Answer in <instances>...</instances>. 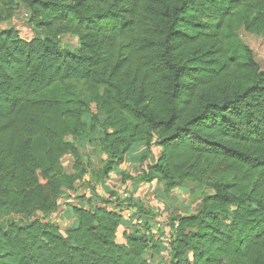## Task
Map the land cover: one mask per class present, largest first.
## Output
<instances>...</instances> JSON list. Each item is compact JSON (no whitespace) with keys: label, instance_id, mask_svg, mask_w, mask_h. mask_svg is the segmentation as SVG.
I'll return each mask as SVG.
<instances>
[{"label":"trees","instance_id":"trees-1","mask_svg":"<svg viewBox=\"0 0 264 264\" xmlns=\"http://www.w3.org/2000/svg\"><path fill=\"white\" fill-rule=\"evenodd\" d=\"M20 3L40 35L0 28V264H264V69L221 31L235 16L264 33V0H0V23ZM86 141L104 176L143 144L159 155L123 180L211 192L169 218L168 239L143 199L116 192L78 196L104 204L72 205L63 228L53 216L88 173Z\"/></svg>","mask_w":264,"mask_h":264},{"label":"rangeland","instance_id":"rangeland-1","mask_svg":"<svg viewBox=\"0 0 264 264\" xmlns=\"http://www.w3.org/2000/svg\"><path fill=\"white\" fill-rule=\"evenodd\" d=\"M31 11L25 5L20 3L18 8L16 9L14 15L3 22L0 23V28L5 29L9 27L16 28L20 35L23 38L28 40L37 37L40 35V32L35 29V27L30 23ZM222 32L228 34L231 38L238 37L243 42L248 44L250 48L253 50L256 60L259 62L262 69H264V33L263 32H250L246 30L245 25L243 24V20L240 17H232L226 20L222 27ZM60 44L62 47L77 50L79 48L78 38L72 34H66L60 38ZM77 88L80 90L82 88V84H78ZM94 137H92L93 139ZM80 145V149L84 155V161H89V166L91 171L96 174L98 177L97 180L95 178H91L93 181H99V178L104 174L103 167L105 166V157L103 160L101 159V154L95 153V147L91 145L88 141L86 142H78ZM135 151H131L128 153L127 159L129 162H132L135 165V169L133 171V175L139 178V174H141V170L146 168L149 160H154L155 157L159 155L160 148L155 147L152 149L151 153H148L145 146L140 144L138 147H135ZM154 158V159H153ZM63 165L67 171H72L74 167V158L71 155L65 156L63 158ZM103 164L100 170L95 173L98 169L99 164ZM140 169V170H139ZM125 170V169H124ZM123 170V171H124ZM138 170V171H137ZM138 172V173H137ZM125 174V173H124ZM119 175L118 179H112L111 183L114 187H121V183H135L134 179L127 178V181L123 180L126 174ZM92 176V175H91ZM101 177V179L103 178ZM121 176V177H120ZM107 177V176H104ZM123 178V179H122ZM136 178V179H137ZM111 180V179H110ZM89 182H92L91 180ZM87 182V183H89ZM144 183V182H143ZM139 183V189L142 188V184ZM145 184V183H144ZM119 185V186H118ZM78 188H86L85 184L79 185ZM143 189H140L142 192ZM209 191L211 192L205 185L198 184L195 182H185L179 187L168 188V186L163 181H159L155 179L154 181L149 183L148 189L146 192L143 191V198L146 202L151 203V207L147 205L145 207V214L157 217L158 215H164L168 217H174L182 214H188L196 211L201 206V201L203 198V193ZM115 192V191H113ZM146 206V205H145ZM5 219V217H4ZM67 219H69L67 217ZM2 220L0 214V221ZM61 227H66L68 224H64L62 220L59 221ZM122 228L119 232V239L122 237ZM161 255H153L148 253V258L153 260L154 264H163L166 262H161V257L165 254L160 253ZM152 262V261H151Z\"/></svg>","mask_w":264,"mask_h":264},{"label":"crops","instance_id":"crops-1","mask_svg":"<svg viewBox=\"0 0 264 264\" xmlns=\"http://www.w3.org/2000/svg\"><path fill=\"white\" fill-rule=\"evenodd\" d=\"M91 145H93V143H91ZM95 153L97 155L99 154L96 150H95ZM103 158H104V156L101 157L102 160H103ZM85 163L87 165L88 173L84 176L82 181H78L76 183V185H75L76 186V193L75 194H72L71 192H67V193L63 194V197L60 200V204H61L60 215L59 214L54 215L53 221L59 222L60 220H62L64 222V224L75 225L77 223V219L73 215V213L71 212L72 205L73 206H80V207H87V206H96V205L104 204L103 203L104 201H102V200H100V201L92 200L91 203H88L87 200L79 201L78 196L83 195V194H85L88 197H91L94 194H98V196L101 199H113L116 196L113 197L111 195V193L113 191H115L117 193L116 194L117 197L120 200H123L127 197H130V196H135L137 199H139V197H140L141 199L144 200L143 191L146 192V189H148L149 183H145V184L143 183L142 184V186H141L142 188H140V189H143L142 192H140L139 183L138 184L137 183H130V182L127 184L121 183L120 188L114 187L113 184L112 185L109 184V183H111L112 179H115V178L118 179L120 173L121 174H123V173L133 174V171L135 169V165L132 162L128 161L127 156L125 157V161L123 163H121L120 165H118L114 169H112L108 173L107 177L103 176V178L99 179L98 182H96V180H97L96 174H94L93 173L94 171H91V168L88 167L90 162L87 160V161H85ZM102 165H103L102 163L99 164L98 169L95 171V173L101 169ZM91 178H95L96 180L93 181ZM90 180L92 182H89ZM87 182H89V183H87ZM83 184H85L86 188H78L79 185H83ZM145 205H146V207H147V205H149V207H151L150 202L148 203L145 201ZM125 207H127V204L125 205ZM131 211L134 212V209L130 207L129 210H127V214H131ZM67 217L69 219H67ZM126 219L128 220L129 223L134 221V218L131 219V215L126 216ZM124 228L125 227L123 226L122 229H124Z\"/></svg>","mask_w":264,"mask_h":264},{"label":"built area","instance_id":"built-area-1","mask_svg":"<svg viewBox=\"0 0 264 264\" xmlns=\"http://www.w3.org/2000/svg\"><path fill=\"white\" fill-rule=\"evenodd\" d=\"M125 215L126 216H130L131 214H127V211H125ZM35 216H33L32 218H35ZM170 217L168 216H164V215H161V216H157L155 217V220L153 222V227H152V230L154 232H158L159 230H161L162 232H165V238L168 239L171 237V232L168 231L169 229L167 228V223H168V220H169ZM59 223V222H57ZM134 223H137V224H142L143 223V220L142 219H135ZM175 225L177 226L178 223H175ZM165 258L167 259L168 257L165 256Z\"/></svg>","mask_w":264,"mask_h":264}]
</instances>
